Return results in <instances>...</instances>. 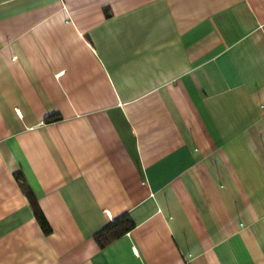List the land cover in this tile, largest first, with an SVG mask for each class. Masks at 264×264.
Here are the masks:
<instances>
[{
    "label": "crops",
    "instance_id": "obj_1",
    "mask_svg": "<svg viewBox=\"0 0 264 264\" xmlns=\"http://www.w3.org/2000/svg\"><path fill=\"white\" fill-rule=\"evenodd\" d=\"M0 264H264V0H0Z\"/></svg>",
    "mask_w": 264,
    "mask_h": 264
},
{
    "label": "trees",
    "instance_id": "obj_2",
    "mask_svg": "<svg viewBox=\"0 0 264 264\" xmlns=\"http://www.w3.org/2000/svg\"><path fill=\"white\" fill-rule=\"evenodd\" d=\"M58 118H59L58 115H53L48 119L55 120ZM15 175H16V179L20 183L22 190L29 196L30 200L34 203L33 195L31 194L30 188L26 184L23 176L20 175L19 173H16ZM36 213L40 218L43 230L47 233L48 231H50L47 222L45 221L44 217L42 216L39 210H36ZM131 226H132V222L130 221L129 217H127L126 215L118 217L114 219L111 223H109L104 230L100 231L96 238L100 243V245L104 246L107 242H109L113 238H116L119 235L128 231L131 228Z\"/></svg>",
    "mask_w": 264,
    "mask_h": 264
}]
</instances>
